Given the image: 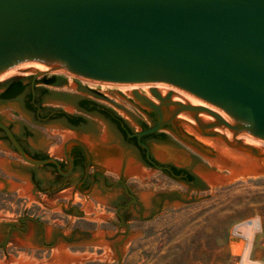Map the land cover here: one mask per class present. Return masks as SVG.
<instances>
[{"label": "water", "instance_id": "water-1", "mask_svg": "<svg viewBox=\"0 0 264 264\" xmlns=\"http://www.w3.org/2000/svg\"><path fill=\"white\" fill-rule=\"evenodd\" d=\"M8 69L26 74L10 75ZM43 76L63 84L50 88L46 99L67 98L64 93L81 90L96 104L119 112L132 128H138L133 118L151 124L144 111H155L156 123L134 133L140 145L146 147L139 140L142 135L172 124L176 134L167 130L170 146L154 147L155 157L174 156L171 149L178 145L182 155L197 158L183 159V166L200 181L197 189H187L160 171L164 166L145 169L127 163L122 175L142 204L134 220L215 195L212 188L237 178L264 176V149L253 139L264 142V0H0V86L21 78L43 83ZM94 82L133 87L136 103L117 90L104 93ZM139 83L152 86L149 91L158 102L135 87ZM172 94L195 97L242 129L205 105L172 100ZM8 104L0 109V129L16 151L0 142V222L15 223L27 214L43 224L46 243L50 232L59 237L53 245L36 243L34 224L28 221L29 229L20 236L14 233L10 254L0 255V264H82L95 258L105 259V264L114 258L121 264L129 240L142 232L122 225L103 198L71 190L43 193L11 169L16 165L38 176L43 168L31 165L52 162L60 170L53 156H61V143L74 133L48 129L41 146L52 157H33L7 124L15 121L11 112L22 114L23 106ZM73 143L82 145L75 138L64 145ZM106 149L97 155L116 177L121 157ZM41 185L50 188L47 180ZM71 207L83 214L71 212ZM69 236L71 241L64 242Z\"/></svg>", "mask_w": 264, "mask_h": 264}, {"label": "flooded vegetation", "instance_id": "flooded-vegetation-1", "mask_svg": "<svg viewBox=\"0 0 264 264\" xmlns=\"http://www.w3.org/2000/svg\"><path fill=\"white\" fill-rule=\"evenodd\" d=\"M20 80H22L21 85L17 84V81H13L0 86V109H8V103L11 102L22 104V114L11 112L15 121L7 124L29 155L37 158L52 157L42 150L41 146L44 144L42 138H48L46 131L50 128L74 133L61 143V156H53L58 161L60 170L52 162L31 165L32 167L43 168L40 175L37 176L29 169H22L16 165L11 166L13 171H17L19 175L26 177L37 190L43 193H48L54 189L58 192L71 190L83 197L98 196L103 198L106 206L124 225L141 212L142 205L122 175L125 165L130 161L133 162V165L145 169L157 168L155 164L164 166L165 168L157 169L180 181L187 189L200 187L198 177L183 166L185 162L183 159H197L196 157L182 155L183 151L178 145H175V148L170 147L174 156L168 158H157L152 152L154 147L164 149L170 146L167 141V130L176 134L172 124H165L156 132L142 135L139 140L146 147L140 145L137 136L134 135V133L156 123L157 113L155 111H144L151 124H145L141 119L133 118V122L138 128H132L119 112L106 105L96 104L90 99L88 93L81 90H75L74 93H64L63 95L68 96L67 98L46 99V96L50 94V88L63 86L55 78L43 83L34 81L33 84L32 79L27 81L21 78ZM68 98L73 100L70 101ZM63 106L72 107L74 112L66 111ZM19 115L20 117H18ZM173 122L178 124L175 119ZM177 128L179 129L178 125ZM0 132V142H7L14 149L4 131L0 129ZM101 137H105L106 140L102 142ZM72 138L79 140L82 145L73 143L65 147V142ZM29 145L36 149H30ZM107 146L111 147V150L118 154L122 160L116 177L110 174L99 160L102 157L97 155L98 152H108ZM157 159L167 160L160 161ZM173 159H181V162L176 164ZM44 180L48 181L50 188H44L41 185ZM154 203L153 198L150 200V205L153 207ZM70 211L83 214L77 207H71ZM28 221L34 224L33 238L36 243L40 242L43 246L53 245L59 237V234L50 232V241L46 243L47 235L43 224L30 219L27 214H20L15 223L0 222V255L6 257L10 254L8 250L12 246L11 241L14 233L16 232L20 236L21 232L28 230ZM70 236L64 237L63 241L69 243L71 241Z\"/></svg>", "mask_w": 264, "mask_h": 264}, {"label": "rangeland", "instance_id": "rangeland-1", "mask_svg": "<svg viewBox=\"0 0 264 264\" xmlns=\"http://www.w3.org/2000/svg\"><path fill=\"white\" fill-rule=\"evenodd\" d=\"M8 72L26 74L17 69ZM48 73L69 77L57 71ZM94 84L104 93L117 90L136 103L131 89ZM137 88L158 102L149 89ZM212 193L216 194L197 202L162 208L161 214L149 219L131 220L128 230H140L142 234L129 240L121 264H237L236 245L230 238V230L234 224L250 218L259 221V227L251 231L254 232L251 254L264 262V176L237 178L222 187L212 188ZM106 263L118 264V260L109 258ZM82 264H105V259L95 258Z\"/></svg>", "mask_w": 264, "mask_h": 264}, {"label": "built area", "instance_id": "built-area-1", "mask_svg": "<svg viewBox=\"0 0 264 264\" xmlns=\"http://www.w3.org/2000/svg\"><path fill=\"white\" fill-rule=\"evenodd\" d=\"M259 227V221L256 218H250L236 223L231 227L230 238L236 245L235 255L237 264H264L252 257V238L254 229Z\"/></svg>", "mask_w": 264, "mask_h": 264}, {"label": "bare ground", "instance_id": "bare-ground-1", "mask_svg": "<svg viewBox=\"0 0 264 264\" xmlns=\"http://www.w3.org/2000/svg\"><path fill=\"white\" fill-rule=\"evenodd\" d=\"M23 63H29V62H23ZM35 63H39V62H30V64H35ZM9 70V69H8ZM39 70H50V71H54L53 69L51 68H48V67H41ZM7 71V70H6ZM5 71V72H6ZM19 72L21 73H24L20 70H18ZM12 72H8V74H11ZM120 87L124 88V89H127V90H132L133 87H129V86H124V85H120ZM135 87H139V88H142L144 90H148L150 89L152 86L146 84V83H139V84H135ZM130 90V91H131ZM160 91V90H159ZM148 92V91H147ZM162 94H165V92H162L160 91ZM172 99L173 100H181V99H184L185 101L189 102V103H192L194 105H205L211 109H213L214 111H217L218 113H220L224 118H226L227 120H229L230 122H232L234 125H236L238 128H241L242 127L240 125H238L237 123H235L233 120H231L228 116H226L222 111L204 103L203 101L195 98V97H191V96H186V95H178V94H172ZM257 143H259L256 139H254ZM260 141V140H259ZM260 143L262 144V146L264 147V142L263 141H260ZM260 145V144H259ZM261 146V145H260Z\"/></svg>", "mask_w": 264, "mask_h": 264}, {"label": "trees", "instance_id": "trees-1", "mask_svg": "<svg viewBox=\"0 0 264 264\" xmlns=\"http://www.w3.org/2000/svg\"><path fill=\"white\" fill-rule=\"evenodd\" d=\"M42 78H45V77L43 76ZM51 79H53V77H48V78H45L43 80L50 81ZM17 84L21 85L22 84V80L17 81Z\"/></svg>", "mask_w": 264, "mask_h": 264}]
</instances>
